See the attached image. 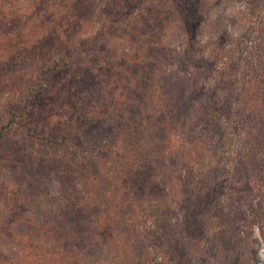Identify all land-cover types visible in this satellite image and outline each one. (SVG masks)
<instances>
[{"label": "trees", "instance_id": "obj_1", "mask_svg": "<svg viewBox=\"0 0 264 264\" xmlns=\"http://www.w3.org/2000/svg\"><path fill=\"white\" fill-rule=\"evenodd\" d=\"M177 2L180 10L175 13L179 15L182 11V15L188 14L185 25L187 21L196 24L194 0ZM6 3L12 7L14 1L6 0ZM236 14L232 16L248 18L245 11ZM104 15L102 13L99 18ZM64 19H72L71 27L66 28L71 30L73 20L77 19L75 11L65 14ZM103 20L92 29L99 30ZM83 26L78 24L77 30ZM209 27L220 35L224 29L222 19L217 16ZM257 30L258 34L261 33L258 41H254L247 52L244 48L245 53H238L237 59L234 52L227 53V61H230V66H226L228 71L223 67L216 71L217 78L213 79L209 74L203 77L216 83L210 84L208 93L207 85L202 81L199 83L198 73L212 71V59L204 58L205 55L197 57L196 47L179 51L174 57L175 66H183L181 61L185 59L184 62L187 61V65L191 63L192 68L190 71L187 68V74L180 76L181 69L174 67L164 77V90H169L167 94L178 102L182 100L179 103L183 114L177 118L184 115L192 126H173L171 134L165 131L162 136L159 128L150 130L148 134L132 126L121 129L124 134H130L128 140H131L132 151L120 169L115 168L114 171L106 170V161L103 165L101 162L107 159V155L109 157V148L117 141L104 137L103 125H97L99 120L89 119L83 125H77L72 133L55 136L56 139L53 130L60 125H40L44 130L41 135H36L35 125L26 122L28 110L23 109L19 115L10 111L6 124L0 125V177L10 174L4 172L6 168H14L9 179L14 189H6L5 201L0 203V212L4 214L0 230L7 233V236L0 237V264H205L207 256L209 264H256L255 244L258 242L255 226L264 244V111L261 112L264 109V92L258 95L256 86L239 81L241 88L246 86L247 94L242 97L243 102L238 101L237 111L233 114L236 125H230L232 139L225 133L226 125H222L224 120L226 124L233 122L225 112L230 107L221 104L218 112L211 100L223 89L222 85L215 91V87L220 85L219 80L229 84L226 88L236 83L233 72L239 70L243 55H247L249 60L259 59L254 66L256 73L260 70V76L264 77V17ZM215 47L219 48L217 43ZM255 47L262 49L257 52ZM57 55L54 61H32L33 67L26 76L32 86L37 82L44 89L52 86L51 75L60 67L59 64H63L60 60L64 56ZM164 56L169 57L166 53ZM65 59L67 61L61 66H69L70 71L71 67L79 68L83 83H95L97 76L112 70V63L104 68L103 64L93 67V62L87 65L79 59L72 64ZM241 68L242 74H246V69ZM66 75L54 87V91L59 90L55 99L57 111L53 115L57 123L69 110L63 98H69L80 85L76 77L71 79L70 73ZM129 97L133 107L139 96L130 94ZM238 98L241 99V95ZM3 99L0 93V101ZM121 114L127 115L125 110H121ZM137 114L131 112L120 118L123 125L129 119L132 122L140 119ZM18 131L23 138L28 137L30 143H36L37 149L28 151L24 147L17 158L13 153L14 146L5 139ZM121 131L118 129L116 138L120 137ZM76 139L82 146L75 145ZM124 141H127V136L118 139L117 143ZM11 142L16 144L14 139ZM197 144L199 150L191 152L190 148ZM205 147L211 150L207 158H204ZM181 151L185 157L188 152L195 160L207 159L206 163L192 167L188 174L203 167L200 175L204 180L182 177L177 172L174 164L179 162ZM78 152L86 163L79 176L76 171L80 167L74 166L72 170L71 166L65 165L72 159L67 157L66 160L65 156L77 155ZM37 155L50 167L43 174L37 167ZM12 156L16 158L11 159ZM135 158L139 159L137 164L132 161ZM220 160L223 161L221 164ZM60 161L63 167L56 175L52 172L53 166ZM90 174L91 177L86 178ZM116 176L121 178L119 186L118 183L112 184ZM196 182H201V185ZM51 184L62 185L61 191L58 194L49 191L39 200L37 193L44 192L43 185ZM84 184L87 196L74 197V192H79Z\"/></svg>", "mask_w": 264, "mask_h": 264}, {"label": "rangeland", "instance_id": "obj_2", "mask_svg": "<svg viewBox=\"0 0 264 264\" xmlns=\"http://www.w3.org/2000/svg\"><path fill=\"white\" fill-rule=\"evenodd\" d=\"M10 1H14L12 7L6 6V0H0V93L4 97L0 101V125L6 124L10 111L19 115L20 111L26 109L28 110L26 122L29 125H35L36 135H41L44 130L40 125H60L53 130V136L61 137L67 132L72 133L77 125H83L89 119L99 120L97 125H103L104 137L109 141L111 139L115 141V138L118 142V139L122 140V137L127 136V141L124 143L115 142L109 148V153L106 149L109 154L107 159L110 162L105 158L101 165L106 161L105 169L111 171H114L115 168L120 169V165L127 161V155L132 151L131 140H128L131 138L130 134H124L121 129L132 126L136 130H142L148 134L150 130L159 128L161 130L159 133L162 136L165 131L171 134L173 126H192L184 115L177 118L179 114H183L182 105L179 103L182 100L179 99L178 102L173 99V96L167 94L169 90H164L166 87L164 77L174 67L181 69L180 76L187 74V68L189 71L192 68L191 63L187 65V61L184 62L185 59L181 61L183 66H175V55L179 51L184 52L185 49L196 47L198 48L197 57L205 55L204 58L212 59L210 66L213 70L198 73L199 83L202 81L207 85L208 93L210 84L216 85V83L209 80L210 78L203 77L209 74L215 79L218 69L223 67L226 69V66H230V61H227L228 52H234L235 59L244 48L247 52L253 42L258 41L257 37L261 33L258 34L257 25L264 17V0H194L193 15L196 17V24H190L187 21V26L185 21L188 14L183 13L182 15V11L179 15L175 13V11L180 10L177 0ZM171 7L173 11L170 9ZM71 10L75 11L77 19L73 20L74 25L68 31L66 28L71 27L72 19L65 20L64 16L69 14ZM243 11L248 14V18L243 15L232 16ZM102 13H105L102 16L104 18L102 25L99 30H93V25L101 21L102 18L99 17ZM217 16L222 19L224 28L220 35L213 33L214 30L209 27ZM78 24H84L81 30H77ZM46 40L47 42H45ZM193 41L196 42H194L196 45ZM215 43L218 44L219 48L215 47ZM261 49L257 50L255 47L254 51L259 52ZM59 53L64 56L60 60L63 61V64L67 61L66 57L72 64L79 59L83 64L93 62V67L103 64L105 68L106 65L112 63V70L110 73L107 72L108 74H102L101 77L97 76L98 81L95 83L88 81L83 83L84 81L80 78L81 74L78 72L79 68L75 70L71 67V72L69 66L64 67L61 66L63 64H59L60 67L51 75L52 86L50 88L44 89L40 82L34 83L32 86L31 80L26 78L33 67L32 61L39 62L41 59L54 61ZM164 53L169 57L166 58ZM242 58L241 66L246 69V74H242L241 66L239 70L235 69L233 73L236 83L229 88H226L229 84H226L224 80H219L220 85L215 87V91L222 85L223 89L217 93L216 98L211 100L218 112L221 104L230 107L231 111L226 109L225 112L233 122L226 124L227 122L224 120L222 123V125H226L224 130L229 139L233 138L230 125H236V118L233 114L237 111L238 101L243 102L242 97L247 94L246 86L241 88L240 82L250 84L251 87L256 86L258 95H262L264 92V81H262L264 77L260 76V70L256 73L254 66L257 65L259 59L254 57L249 60L247 55H243ZM87 65H85L86 68L89 67ZM69 73L71 79L76 77L80 85L69 98L68 96L63 98L69 110L61 116V122L57 123V118L53 115L57 111L55 99L59 96V90L54 91V87ZM130 94L139 96V100L133 107H131ZM240 95L241 99L238 98ZM223 96L225 98L222 99ZM216 99L222 100L217 101ZM228 102H231V105ZM121 110H125L127 115L131 112H137L140 119L136 122L129 119L123 125L124 122L120 118L127 115L121 114ZM263 111L264 109H261V112ZM189 119L193 120L190 115ZM118 129L121 131V135L116 138ZM75 136L80 137L77 134ZM10 138L12 139L10 140ZM148 138L152 139V137ZM13 139L16 144L11 142ZM5 140L14 146L15 151L13 153L17 158L24 147L28 151L30 148L34 151L37 149L35 148L37 144L30 143L28 137L23 138L19 131ZM59 140L63 141L62 139ZM74 141H76L75 145L82 146L79 139ZM199 148L197 144L190 150L196 152ZM112 151H114L115 156L111 153ZM209 151L211 150L205 147L204 158H207ZM118 153L120 156L117 157ZM76 154L66 155V160L67 157H72V163L68 161L70 163L67 162L65 165L71 166L72 170L74 166L80 167L76 171V175L79 176L86 167V163L83 162L84 157L79 155V152ZM83 154L85 155V153ZM16 156H12L11 159L16 158ZM178 157L179 162H176L174 167L182 177L204 180L200 175L203 174V167L196 168L194 172L188 174L192 167L206 163L207 159L195 160L194 156L188 152L185 157L183 151L178 154ZM36 160L40 165V168L38 165L37 167L41 174L44 173L45 169L50 168L42 157L37 155ZM132 161L137 164L139 159L135 158ZM222 162V160L219 161L220 164ZM62 163L60 161L58 165L53 166L52 172L54 174L57 175L58 170L62 169ZM13 170L14 168H6L4 172L10 173L7 175L10 176L7 179V176L2 175L0 177V203L5 201L6 189H14V186L9 182ZM90 177L91 174L86 176V178ZM120 180L121 178L116 176L112 180V184L118 183L119 186ZM196 183L201 185V182ZM64 185L65 183L63 189ZM110 186L108 181L107 188ZM61 189L62 185H43L44 192H38L37 196L41 200L40 198L46 197L47 192L58 194ZM86 190L84 184L79 192H74V197L87 196ZM64 191L66 193V190ZM98 194L96 193V195ZM82 201L84 202V200ZM3 220L4 214L0 212V225ZM3 231L4 229L0 230V237L1 235L7 236V233ZM254 234L258 242L255 244L258 257L256 264H264V244L256 226ZM204 263H210L208 256Z\"/></svg>", "mask_w": 264, "mask_h": 264}]
</instances>
